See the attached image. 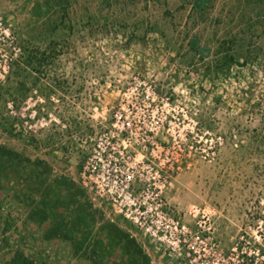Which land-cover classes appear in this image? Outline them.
Instances as JSON below:
<instances>
[{
    "label": "rangeland",
    "instance_id": "1",
    "mask_svg": "<svg viewBox=\"0 0 264 264\" xmlns=\"http://www.w3.org/2000/svg\"><path fill=\"white\" fill-rule=\"evenodd\" d=\"M197 1L0 0V264H264V0Z\"/></svg>",
    "mask_w": 264,
    "mask_h": 264
},
{
    "label": "trees",
    "instance_id": "2",
    "mask_svg": "<svg viewBox=\"0 0 264 264\" xmlns=\"http://www.w3.org/2000/svg\"><path fill=\"white\" fill-rule=\"evenodd\" d=\"M201 1L198 0L195 4L196 8H199ZM20 156L13 152H7V155L1 153L0 151V175L5 177V179L11 175L13 176L14 183L19 182L22 175L19 167L16 165ZM47 206H45L46 208ZM45 219L50 218V215L45 214Z\"/></svg>",
    "mask_w": 264,
    "mask_h": 264
},
{
    "label": "built area",
    "instance_id": "3",
    "mask_svg": "<svg viewBox=\"0 0 264 264\" xmlns=\"http://www.w3.org/2000/svg\"><path fill=\"white\" fill-rule=\"evenodd\" d=\"M132 180H133V177H131L130 182H131ZM156 196L158 197L159 195H156ZM119 197H120V195H119ZM230 261L233 262L232 259H229L228 261H225L224 263L227 264V263H230Z\"/></svg>",
    "mask_w": 264,
    "mask_h": 264
}]
</instances>
